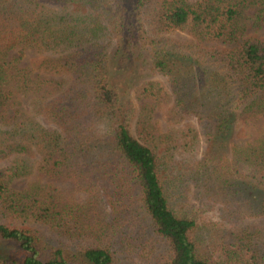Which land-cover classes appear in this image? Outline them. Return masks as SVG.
<instances>
[{
	"label": "trees",
	"instance_id": "1",
	"mask_svg": "<svg viewBox=\"0 0 264 264\" xmlns=\"http://www.w3.org/2000/svg\"><path fill=\"white\" fill-rule=\"evenodd\" d=\"M186 30L193 41L160 40ZM25 50L38 54L30 70L12 55ZM136 50L148 53L151 70L171 84V94L153 82L134 88L138 104L146 101L137 138L127 123L134 103L117 108L123 90L112 69L118 58L117 70L125 72ZM22 95L31 96L30 109ZM169 98L170 115L209 116L203 134L214 145L235 123L255 125L264 116V0H0V218L57 230L86 224L93 245L78 252L82 263L114 264L111 228L127 216L147 222L151 248L163 249L160 264H212L198 237L205 223L179 191L185 177L168 172L176 142L151 122ZM195 138L190 129L181 149ZM262 140L239 155L251 173L210 151L188 171V181L206 191L220 187L230 205L210 246L215 264H264V223L242 224L264 219ZM29 177L36 180L29 188H12ZM0 239L24 254L0 264H80L67 246L49 245L29 228L0 222Z\"/></svg>",
	"mask_w": 264,
	"mask_h": 264
},
{
	"label": "rangeland",
	"instance_id": "2",
	"mask_svg": "<svg viewBox=\"0 0 264 264\" xmlns=\"http://www.w3.org/2000/svg\"><path fill=\"white\" fill-rule=\"evenodd\" d=\"M188 1L193 2L195 0ZM144 16L147 17L148 13H144ZM160 40L179 43L193 41L187 30L164 34L160 37ZM12 55L20 57V67L27 70H30V61L38 56V54L32 50H25L22 52L14 51ZM117 59L118 58H115L112 62V69L114 71L113 81L117 84V87L123 90L117 108L123 111L127 102L133 101L134 108L132 113H129L127 123L132 136L137 138L135 130L136 117L140 108L144 106L146 101L138 104L134 95H132L134 88L142 83L153 82L158 83L167 93L171 94L170 79L151 70L149 55L148 53L141 52V50L133 52L132 64L125 72L117 70L119 66ZM21 100L26 107H29L28 109L31 108L32 98L30 95H22ZM174 106L171 98L162 101L159 109H154L151 122L159 135L168 140L173 139L176 142L177 149L172 152L173 154L170 153L171 157L167 159L168 172H170L172 177L177 175L185 177V183L179 184L181 185V190L179 191H182L186 197L188 196V204L193 208L195 216L201 220L202 224L205 223L204 226L201 225L198 237H201L203 240L204 247L209 251L210 261L212 264H215L218 261L217 255L214 248L210 246L215 244V241L218 240L217 232L223 233L220 227V224H223L221 216L226 214V210L230 208V205L227 203L223 204L225 203L222 200L224 195L223 191H220V187H214L206 191L202 187V184L198 183V185H195L191 180L188 181L189 177L187 174L190 168H193L196 163L203 161L209 156L210 152L217 153V156H221L224 164L225 160H227L228 165H234L239 172L246 174L251 173L252 166L245 160V156L240 160L239 155L245 150L244 153L247 154V149L254 145L259 138L264 139V116L260 117L258 119L259 121H254L256 122L255 125L251 124L246 126L235 123L230 130L231 132L226 136L217 137L218 143L214 145L210 143L203 134V126L207 127V124L211 123L206 113L202 111L200 117L168 114L169 109ZM190 129L195 131L196 138L190 147H186V150H183L181 149L183 145L182 139ZM189 139L190 138L187 137L185 142H189ZM262 141L264 142V140ZM218 160L221 161L219 158ZM3 165L4 164L0 163V168ZM34 183H36V180L33 177H29L15 180L11 186L16 191H22L29 188ZM53 186L58 189H69L71 187L69 183H54ZM179 191L178 193L180 194ZM257 196L259 198V195ZM248 198L252 203L257 202L256 198H251V196H248ZM230 199H232V197ZM187 200H185L186 203ZM259 200L260 198L258 201ZM80 202H82V200H80ZM99 209H101L102 214L105 215L106 221L111 224L114 218L106 202L102 201L99 205ZM123 218L118 220L117 224H113L110 232L109 245H111V252L114 254V264H160L163 259V249L159 244H156V248H151L150 240L152 239V235L149 228L146 226L147 222L141 223V220L136 221V219H129L127 216V220ZM0 222L9 227L32 229L43 235L49 245L67 246V248L71 250L72 257L75 261L78 260L80 264L83 263L78 252L93 245L89 237L90 231L84 227L86 224L78 225V227L68 226L65 228L66 230H57L56 228L51 229L36 223L24 225L17 222L10 223L1 218ZM253 223L262 224L264 223V219L242 221V224ZM48 250H50V246ZM23 258L24 254L14 243L0 239V261L13 260L19 262Z\"/></svg>",
	"mask_w": 264,
	"mask_h": 264
}]
</instances>
